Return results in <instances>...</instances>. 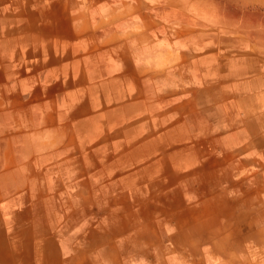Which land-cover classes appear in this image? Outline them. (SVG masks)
<instances>
[{
  "label": "crops",
  "instance_id": "0c3cea01",
  "mask_svg": "<svg viewBox=\"0 0 264 264\" xmlns=\"http://www.w3.org/2000/svg\"><path fill=\"white\" fill-rule=\"evenodd\" d=\"M142 2L0 0V264H264L258 84L153 118Z\"/></svg>",
  "mask_w": 264,
  "mask_h": 264
},
{
  "label": "rangeland",
  "instance_id": "374dc122",
  "mask_svg": "<svg viewBox=\"0 0 264 264\" xmlns=\"http://www.w3.org/2000/svg\"><path fill=\"white\" fill-rule=\"evenodd\" d=\"M143 10L149 34H135L134 70L136 75L151 76L153 92H163L152 100L153 118L163 116L159 107L166 103L167 116L182 119L193 132V119L203 124L222 118L231 100L233 106L240 105L237 96L231 97L230 86L242 80L258 84L264 107V20L258 11L264 12L263 3L146 0L139 4L138 11ZM145 60L149 66H143Z\"/></svg>",
  "mask_w": 264,
  "mask_h": 264
}]
</instances>
